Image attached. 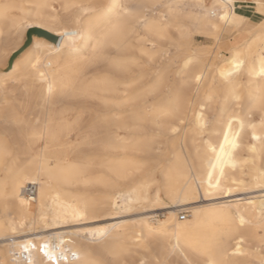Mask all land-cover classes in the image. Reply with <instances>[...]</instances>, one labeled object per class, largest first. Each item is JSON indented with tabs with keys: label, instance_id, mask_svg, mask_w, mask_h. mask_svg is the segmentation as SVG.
I'll use <instances>...</instances> for the list:
<instances>
[{
	"label": "bare ground",
	"instance_id": "1",
	"mask_svg": "<svg viewBox=\"0 0 264 264\" xmlns=\"http://www.w3.org/2000/svg\"><path fill=\"white\" fill-rule=\"evenodd\" d=\"M56 1L61 13L51 0H0L11 6L0 18V51L3 41L21 37L20 26L30 19L57 37L34 33L28 53L0 79V264H18L12 253L22 247L29 264H53L39 251L45 243L57 264H84L101 247L118 253L106 255L115 264H140L165 258L177 235L182 245L215 236L217 255L231 264L258 262L264 190L246 196L235 187L264 184V111L257 102L264 87V17L243 29L249 17L240 0H101L78 7H66L77 0ZM253 3L263 14L264 1ZM122 6L131 14L118 21ZM181 14L201 20L198 31L216 40L234 34L222 45L230 54L208 58L206 49L181 45L188 27L173 22ZM75 28L81 37L72 45L62 33ZM169 47L183 55L179 64ZM237 53L244 63L229 84L221 73L232 70ZM87 144L98 145L102 159L84 157ZM148 161L156 167L134 180ZM94 165L101 171L85 176ZM31 183L36 193L29 202L23 187ZM79 184L104 190L95 197L72 189ZM179 206L188 219L168 210L162 218L141 214L128 223L65 230L139 207ZM96 229L108 230L103 245L93 240Z\"/></svg>",
	"mask_w": 264,
	"mask_h": 264
},
{
	"label": "rangeland",
	"instance_id": "2",
	"mask_svg": "<svg viewBox=\"0 0 264 264\" xmlns=\"http://www.w3.org/2000/svg\"><path fill=\"white\" fill-rule=\"evenodd\" d=\"M77 1H78L77 6H84V5L86 6V5H91L92 3L94 4L97 1L100 2L101 0H77ZM211 1L212 0H205V4L208 5ZM262 1H264V0H262ZM51 4L56 10H59V12L61 11L60 10L61 7L58 5V2L56 0H51ZM240 4L242 5V9L244 10V14H247L249 17V22L245 23V25L243 26V29H245L246 27H249L250 25L257 24V22L264 17V13L260 14V13H257L255 11V3H253V0H240ZM89 14H91V12L86 13V15H89ZM63 17H64V19H63ZM63 17H62V20H64L65 23L69 22L68 21L69 19L66 16H63ZM35 22H37V20H32V19L22 22V24L20 26V30H21V34H22L21 37L18 38L17 35H15V36L13 35L12 38H9V40L3 41V43L1 44L2 50L0 51V79L1 78H3V79L7 78L5 76L7 73H3V72L7 71L9 69V67H10L9 62H10L11 57H13L12 60H14L16 57H18V56L22 57L26 53H28L27 48L30 46V44L32 42V38H31V42L29 43V45H27L25 48H22V47H23L24 41L26 39L27 30L30 27H34L32 25H34ZM173 22L179 23V24H182V25H185L188 27L187 37L180 41L181 45H183L185 47L186 46L190 47L193 45L195 48H198V49H206L209 51V53L207 54L208 58L213 56L215 53H219V55H222L223 57H227L230 54V51H228V49H226L222 45L224 43H226L228 40L233 41L232 39L236 38V36L234 34L231 35L230 33H227V34H225V37L220 34L218 36V39L216 40L213 36H211V35L207 36L204 33H201L198 31V30L203 29V22L201 20H199L198 18H195V17H188V16L182 15V14L175 16V18L173 19ZM51 27L56 29V27H54V26H51ZM33 34H32V36H33ZM244 35L245 34L242 35V38ZM169 49H170L169 54L170 55L174 54L175 58L173 61L175 62V64H179L180 60L183 58V55H179L178 53H176V50L173 47H169ZM4 85H6V87H8L9 85H12V84L9 80H6L4 82ZM83 101L88 102V103H95L94 99L93 100L92 99H90V100L89 99H87V100L83 99ZM86 126L88 128L90 126V122H86ZM81 154L88 159L94 158V160H95V158L96 159H102V157L105 153L100 150L98 145L92 146V144H87L86 146H84L82 148ZM160 154L161 155L163 154L162 150L160 151ZM167 159L169 160V158L164 159V161H163L164 165L166 164ZM156 164L157 163H154L153 161H148L147 164L145 165V167L143 168L144 170L142 169L141 170L142 172H140L138 174V176L135 177L134 180L143 179L149 170L156 167ZM99 171H101V169L98 166H95V165L93 167L90 166V167H88V170L86 172L87 174H85V176L91 175L93 173H97ZM159 175L160 174L157 170L155 175H153V178L159 179V177H160ZM79 185L72 186V189L80 190L82 192H85L88 195L93 194L92 196H95V197H97L104 190V187L99 185V184H86V185L83 184L80 186ZM250 186L235 187L236 189L235 188L234 189L237 190V191L234 190L235 194H238V193L244 191L247 193L246 196H249L252 193H254L255 191L264 190V184H261L257 187L252 186V185H250ZM151 192H152V190H151ZM161 197L165 202V206H169L171 204L170 201L167 200L162 194H161ZM199 203H201V202H198V203H195V204H192L189 206L193 207L194 205H199ZM168 210L176 211L175 217H177L180 220H185V219L189 218V216H188L189 212H187V210L183 209V206H179L176 208L165 207V208L157 209L156 211H152V212L150 210H144L142 212L140 210V207H139V208H136L134 210L124 212V213L118 215V217H113V216H108L106 218L99 217L100 220L95 222V223L81 224V225L74 226V227L70 226V228L67 227V228H65V230L73 229V228H84L87 226H92L93 224H110V223H113V221L119 222L121 220H122V222L128 223V221L129 222L133 221L134 218L138 217L141 214H147V215H154L155 214L156 215L155 218H160V217L162 218V216H163L162 212H166ZM180 214H185V217H184L185 219L179 218ZM105 258L112 260L109 256H106V255H105ZM114 264H115V262H114Z\"/></svg>",
	"mask_w": 264,
	"mask_h": 264
},
{
	"label": "snow or ice",
	"instance_id": "3",
	"mask_svg": "<svg viewBox=\"0 0 264 264\" xmlns=\"http://www.w3.org/2000/svg\"><path fill=\"white\" fill-rule=\"evenodd\" d=\"M66 7H78L77 5H69ZM101 8L110 11L113 6H100ZM124 7L125 11L121 13L120 16L117 17L119 21L124 15H130L127 11L126 6ZM11 6L8 4L0 5V18H7L8 12L10 11ZM95 10V9H93ZM227 16L222 17V19H226ZM79 24V20L76 21ZM118 25H113V27H117ZM69 38V41L72 45H75L76 41L80 39L81 32L79 28L72 29L70 31H65L62 33ZM244 61L240 59V54L237 53L232 61V70L228 72H222L221 75L225 78L226 83L231 84V78L234 76L236 72L241 69L242 64ZM259 75L261 78H264V65H262ZM200 77H197L199 80ZM52 88L49 87V92L51 93ZM239 99V96L236 97ZM257 102L259 103L260 110L264 111V87L261 88L260 96L257 98ZM243 127V124H241ZM258 138V137H256ZM225 142L229 143L228 136L225 135ZM232 147L235 148L237 145L235 142H231ZM221 151H223V146H221ZM244 221L241 220V223ZM107 229H96L94 230L91 235L94 241H99L101 245H103L104 240L108 236ZM167 235V233H164ZM176 244L172 246L171 250L168 252L167 256L163 259L154 258L152 260H141L140 264H231V262L225 256H218L217 249H218V242L215 236L207 237V236H196L189 239H186L184 244L180 243V237L177 235L176 237ZM29 247H35L29 243ZM239 246H237L238 249ZM27 250V247L25 248ZM39 251L43 252L46 257L49 259H54L55 255L49 245L45 243L43 247L39 249ZM262 255L260 256L259 261H252L251 264H264V244H262L260 250ZM179 255L182 259L174 260L170 257ZM75 256V253H73ZM105 255L115 256L118 253L114 251H110L106 247H101L96 253H90L88 257L85 259L84 264H114L113 260H109L105 258ZM159 254H157L158 256Z\"/></svg>",
	"mask_w": 264,
	"mask_h": 264
},
{
	"label": "built area",
	"instance_id": "4",
	"mask_svg": "<svg viewBox=\"0 0 264 264\" xmlns=\"http://www.w3.org/2000/svg\"><path fill=\"white\" fill-rule=\"evenodd\" d=\"M36 193V188L34 184H28L23 187V194L24 197L27 198V201L32 202ZM185 214H180L179 218L185 219ZM13 257L16 259L18 264H29V258H28V250H25V248L22 247L21 251L13 250L12 253ZM62 254L60 251L57 252V257L60 260ZM53 264L56 263V259H51Z\"/></svg>",
	"mask_w": 264,
	"mask_h": 264
},
{
	"label": "water",
	"instance_id": "5",
	"mask_svg": "<svg viewBox=\"0 0 264 264\" xmlns=\"http://www.w3.org/2000/svg\"><path fill=\"white\" fill-rule=\"evenodd\" d=\"M33 33H37L39 35H43L51 40H56V35L50 33L49 31L45 30V29H42V28H39V27H30L27 32H26V39L24 41V44H23V47L22 48H25L27 45H29V43L31 42V38H32V34ZM13 57L10 58V62H9V65L12 63V60Z\"/></svg>",
	"mask_w": 264,
	"mask_h": 264
}]
</instances>
